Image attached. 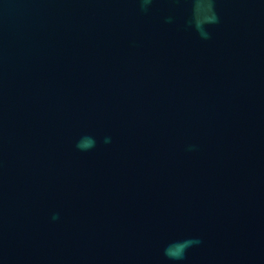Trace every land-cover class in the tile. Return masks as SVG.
<instances>
[{
    "label": "water",
    "instance_id": "water-1",
    "mask_svg": "<svg viewBox=\"0 0 264 264\" xmlns=\"http://www.w3.org/2000/svg\"><path fill=\"white\" fill-rule=\"evenodd\" d=\"M0 264H264V0H0Z\"/></svg>",
    "mask_w": 264,
    "mask_h": 264
}]
</instances>
